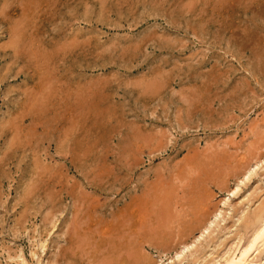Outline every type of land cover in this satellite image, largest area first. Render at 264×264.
<instances>
[{
  "label": "rangeland",
  "instance_id": "rangeland-1",
  "mask_svg": "<svg viewBox=\"0 0 264 264\" xmlns=\"http://www.w3.org/2000/svg\"><path fill=\"white\" fill-rule=\"evenodd\" d=\"M263 206L264 0H0V264H217Z\"/></svg>",
  "mask_w": 264,
  "mask_h": 264
},
{
  "label": "bare ground",
  "instance_id": "bare-ground-1",
  "mask_svg": "<svg viewBox=\"0 0 264 264\" xmlns=\"http://www.w3.org/2000/svg\"><path fill=\"white\" fill-rule=\"evenodd\" d=\"M256 166H254L255 170L260 167V165H256ZM254 167H250L246 171L245 174L243 173L245 179L250 178L251 174L255 171L253 170ZM242 181H244V179ZM235 189L236 190H234L233 194L236 193V191L239 189V186ZM263 207L262 209L259 210V212H255V214L253 212L254 215H251V216H247L245 215L246 212H243L244 213L242 215L243 219L240 218L239 221H242V222L244 221L243 223L244 225L240 229L239 233L237 232L238 240L236 238L237 241L235 243L233 242L234 244L232 245V247H230V249L228 250L226 254L224 253L222 260L219 261L217 264H264V209ZM213 222H210L209 225L206 226V228L204 227L205 229L200 234V236L196 238V241H200L203 238V236L207 234V232L212 228ZM191 246L183 247V250L180 253L182 254L184 251H187V249H189ZM181 254H177L176 256L178 257Z\"/></svg>",
  "mask_w": 264,
  "mask_h": 264
}]
</instances>
